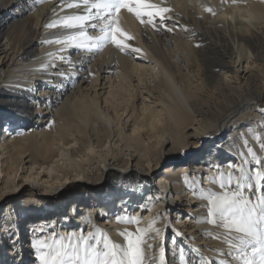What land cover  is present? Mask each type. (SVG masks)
Returning <instances> with one entry per match:
<instances>
[{"label": "bare ground", "instance_id": "6f19581e", "mask_svg": "<svg viewBox=\"0 0 264 264\" xmlns=\"http://www.w3.org/2000/svg\"><path fill=\"white\" fill-rule=\"evenodd\" d=\"M59 1H0V264H40L34 241L73 232L126 248L121 233L154 219L149 261L159 264L158 246L165 264L226 259L228 234L206 222L201 197L230 190L212 183L221 171L239 179L241 135L264 161V0H152L172 9L158 30L122 10L140 53L55 43L79 31L60 22L85 13ZM165 153L174 168L160 169ZM247 159L254 184L264 166Z\"/></svg>", "mask_w": 264, "mask_h": 264}, {"label": "snow or ice", "instance_id": "6c2138e0", "mask_svg": "<svg viewBox=\"0 0 264 264\" xmlns=\"http://www.w3.org/2000/svg\"><path fill=\"white\" fill-rule=\"evenodd\" d=\"M67 8H83L84 14H73L65 17L60 26L65 29H79L74 35H69L64 40L55 41L62 45H71L77 49L90 51L99 50L102 46L113 44L121 51L140 53L142 50L132 46L129 42L134 37L124 31L119 23L122 10L133 14L141 24L166 26L167 13L172 9L159 6L152 0H70ZM205 11L212 15V8L206 7ZM49 24L48 27H57ZM91 28L98 31L99 35H91L86 31ZM158 30V29H157ZM171 31V29H168ZM52 43V41H49ZM63 60V57H60ZM55 67V65H52ZM249 131H252L249 129ZM254 139L260 137L254 135ZM243 148L247 150L237 154L242 157L239 166L240 176L237 179L230 173L220 172L218 178H213L212 183L219 184L220 188H229L222 195L210 194L207 199L210 205L206 221L214 226L222 227L228 234L227 243L229 251L221 253L227 257L219 261L203 264H264V172L255 171V183L249 182V177L242 165L248 163L247 157H252L256 164L264 166V161L256 157V153L249 146L247 139L241 135ZM264 151V142L261 143ZM228 168L235 170L238 165L230 162ZM203 179V177H202ZM188 180V177H185ZM234 186L235 190H231ZM147 211V209H146ZM219 218V221L218 219ZM141 218L133 217L127 223L140 224ZM154 219L147 228L137 227L136 232H125L127 247L122 248L107 238H102L100 231L88 235H77L75 232L68 236L52 238L51 243L44 240L33 242V248L39 253L40 264H156L155 260L149 261L146 252L152 250L151 240L160 236L161 230L157 228ZM154 233V236H150ZM237 234L233 236L232 234ZM176 236L181 235L178 231ZM160 252L159 264H165V248L158 246ZM46 250V251H44ZM183 261V255H181ZM187 264V262H184Z\"/></svg>", "mask_w": 264, "mask_h": 264}, {"label": "rangeland", "instance_id": "374dc122", "mask_svg": "<svg viewBox=\"0 0 264 264\" xmlns=\"http://www.w3.org/2000/svg\"><path fill=\"white\" fill-rule=\"evenodd\" d=\"M0 1H2V0H0ZM38 2H41L42 4H45V3H50V0H38ZM59 2H67V3H69L70 2V0H68V1H65V0H62V1H59ZM56 6H58V5H55V6H53V7H56ZM26 7H17V6H15L12 10L14 11V10H16V9H18V11L19 10H21V11H23L24 9H25ZM233 24H234V21L232 22ZM136 64L138 65V66H140V67H142L143 69H145V68H150V69H152V66L150 65V63H147V62H140V61H137L136 62ZM118 73L119 72H117V73H114L113 74V76H114V79H116L117 78V76H118ZM151 73L153 74V75H156V72H155V70L154 69H152L151 70ZM107 79H105L103 82H109V78H112V77H110V75H104ZM112 76V75H111ZM109 85V84H108ZM107 85V86H108ZM37 90H38V87L36 88H34V93L33 94H35V95H37ZM263 99H264V97H263ZM1 118V117H0ZM1 121L0 122H2V119H0ZM36 122H37V120H33V121H30V125H29V127H25V128H23V129H26L27 130V132H29V131H31L32 129H35L37 126H36ZM35 125V126H34ZM205 145H203V147L202 148H199V149H197V150H195V152H196V156H199V157H201V156H203V154H204V156H205V154L207 153V151H210L211 150V145H212V142H206V143H204ZM174 156H172L171 154H169V153H165V154H163V156H162V160L160 161V165H159V167H160V169L161 170H168V169H171L172 167L174 168L176 165L174 164V161H173V158ZM28 235V234H27ZM171 241V238L170 237H167L166 238V243L168 244L169 242Z\"/></svg>", "mask_w": 264, "mask_h": 264}]
</instances>
